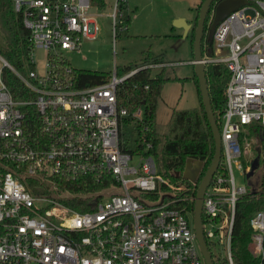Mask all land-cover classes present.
<instances>
[{
  "label": "built area",
  "instance_id": "obj_1",
  "mask_svg": "<svg viewBox=\"0 0 264 264\" xmlns=\"http://www.w3.org/2000/svg\"><path fill=\"white\" fill-rule=\"evenodd\" d=\"M11 1L29 31L30 48L24 70L0 54V264H204L193 212L177 205L184 199L177 191L186 185L164 177L146 152L152 144L143 108L129 112L118 102L126 78L142 68L167 67L168 61L122 75L115 70L103 82L78 86L77 70L62 51H79L82 40L95 37L92 1ZM121 2L115 1L110 14L113 44L118 26L127 28ZM248 8L254 14H246ZM212 39L214 49L203 62H223L229 78L219 127L223 172L217 168L206 188L202 231L213 264H236L235 208L248 188L236 186L232 164L246 174L247 134L253 125L264 126V0H248L230 12ZM36 49L46 52L42 74ZM4 67L30 98L13 97ZM26 106L40 120L35 136L24 127ZM128 119L140 132L135 150L123 136ZM80 187L90 190L76 195ZM72 198L82 208L67 203ZM249 225L250 257L264 264V191Z\"/></svg>",
  "mask_w": 264,
  "mask_h": 264
},
{
  "label": "trees",
  "instance_id": "obj_2",
  "mask_svg": "<svg viewBox=\"0 0 264 264\" xmlns=\"http://www.w3.org/2000/svg\"><path fill=\"white\" fill-rule=\"evenodd\" d=\"M91 1L94 5L100 7L105 4V0ZM202 1L203 0H200L197 5V11ZM215 2L212 3L211 10L205 21L202 38V50L204 52L208 47H211L212 51L214 49L213 39L209 40V29L211 23L210 12L212 13ZM126 7L127 2L123 0V2L120 3V8L123 10ZM197 16L198 12L196 13V21ZM123 20L126 24L128 23V18L124 17ZM195 26L196 22L189 34L191 43H193ZM0 31L5 38L4 44L0 47V54L13 67L24 70L30 48L28 44L29 31L23 26L20 15L14 12L11 0H0ZM166 61L167 60L163 58V56H156L152 59L144 58L141 63L126 66L120 72H117L122 75L142 65ZM166 69V66H162L153 72V68L147 67L139 69L134 74L130 75L120 86L118 91V102L127 107L129 112H132L138 107L143 108L144 122H146L149 127L147 139L152 144L151 148L146 152L154 156L158 163L159 171L164 177L175 184L186 185L184 190L177 191L179 195L184 197L177 205H186L188 209L193 212L198 182L213 158L214 141L202 103L200 106L198 105L199 107L197 106L194 108L178 109L173 107L166 122L155 120V109L161 98L163 85L168 80L177 78L167 76ZM2 73L4 81L16 100L31 97L30 92L27 91L9 68L4 67ZM205 73L212 110L216 122L220 127L225 101V87L229 78V71L223 62H210L205 63ZM75 78L78 86H88L107 80L109 74L98 70L80 69L76 71ZM193 81L198 91L195 74L193 76ZM145 85H148L147 89L144 88ZM198 94L201 102L199 91ZM23 111L25 113L24 127L31 136H35L40 129V120L36 113V109L33 106H26L23 108ZM247 135L257 137V146L260 148L258 168H260L261 163L264 162L262 158L264 154V126H251L250 132ZM187 158H193L203 162V168L197 183H192L177 175V172L183 171ZM250 161L244 162L250 165ZM219 171L223 172L222 158L218 166V172ZM89 190L90 188L80 187L75 188L74 193L80 195L87 193ZM263 191L264 170L257 185L250 189L248 188L246 194L241 196L236 204L232 231V249L236 257L234 258L236 264H257L256 260L250 257L248 251L251 232L249 220L253 212L261 205ZM72 199L73 200L67 199V203L77 209L82 208L78 206L79 204L75 198Z\"/></svg>",
  "mask_w": 264,
  "mask_h": 264
},
{
  "label": "rangeland",
  "instance_id": "obj_3",
  "mask_svg": "<svg viewBox=\"0 0 264 264\" xmlns=\"http://www.w3.org/2000/svg\"><path fill=\"white\" fill-rule=\"evenodd\" d=\"M115 1L105 0L103 6L92 5L88 9L98 26L97 32L93 39L81 41L79 51H62L69 65L76 70L92 69L113 74L115 70L120 72L126 66L141 63L144 58L163 56L168 61L166 75L177 78L163 85L155 109V120L166 122L173 107L186 109L200 106L199 94L193 81V64L189 62L192 58L189 36L192 29H188L185 35L184 27H180L182 24L178 21L181 18L190 20L189 24L193 27L200 0H127V7L123 9L124 17L128 18L127 28L120 31L118 26L113 44L110 14ZM246 14L252 15L254 12L248 8ZM4 41L0 31V47ZM45 53L43 49L35 50L39 74L45 70ZM158 69L154 68L153 72ZM122 131L126 145L135 150L140 144L136 121L128 120L123 124ZM257 145V137L248 136L244 143V161H250L256 156ZM262 158L264 161V154ZM134 159L137 160L136 156ZM263 170L264 162L247 178L237 164H232L236 186L249 189L257 185Z\"/></svg>",
  "mask_w": 264,
  "mask_h": 264
},
{
  "label": "water",
  "instance_id": "obj_4",
  "mask_svg": "<svg viewBox=\"0 0 264 264\" xmlns=\"http://www.w3.org/2000/svg\"><path fill=\"white\" fill-rule=\"evenodd\" d=\"M214 2L215 4L212 9L211 23L209 29V40L212 39V33L214 32L216 25L230 12L242 7L243 5L248 4V0H203L198 10L197 21L194 30V38L192 43V64L194 74L197 79L201 103L203 105L205 115L212 131L214 141V154L210 164L206 168L199 182L198 178L203 168V162L201 160L187 158L183 171L177 172V175L192 183L198 182V188L194 199L192 220L193 229L199 244L200 251L203 256L204 264H213V261L211 259L207 243L204 239L202 231V204L206 188L209 185L221 161V138L219 126L216 122L215 115L212 110L209 90L207 86V78L205 73V64L203 62L204 54L210 56L212 50L211 47L206 48L205 52L202 50V38L204 34L205 21L207 20V15L211 10L212 3ZM178 21L183 24L182 26L184 27L186 35L187 30L192 28L191 25L187 22H184L182 18ZM256 151L257 154L254 158L251 159L249 170L245 174L247 178L253 175V173L259 166L260 148L257 147Z\"/></svg>",
  "mask_w": 264,
  "mask_h": 264
},
{
  "label": "crops",
  "instance_id": "obj_5",
  "mask_svg": "<svg viewBox=\"0 0 264 264\" xmlns=\"http://www.w3.org/2000/svg\"><path fill=\"white\" fill-rule=\"evenodd\" d=\"M126 2H127V0H126ZM183 19V18H182ZM184 20V22H187L188 24L190 23L189 21L190 20H186V19H183ZM182 24V23H181ZM183 25V24H182ZM182 25H180V27L182 26ZM183 27V26H182ZM192 59V58H191ZM191 59H189V60H191Z\"/></svg>",
  "mask_w": 264,
  "mask_h": 264
},
{
  "label": "flooded vegetation",
  "instance_id": "obj_6",
  "mask_svg": "<svg viewBox=\"0 0 264 264\" xmlns=\"http://www.w3.org/2000/svg\"><path fill=\"white\" fill-rule=\"evenodd\" d=\"M212 36H213V33H212Z\"/></svg>",
  "mask_w": 264,
  "mask_h": 264
}]
</instances>
